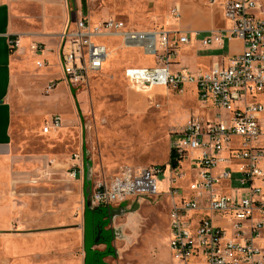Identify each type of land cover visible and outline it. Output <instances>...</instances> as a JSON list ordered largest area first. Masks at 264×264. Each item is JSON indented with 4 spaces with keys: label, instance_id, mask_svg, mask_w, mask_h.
<instances>
[{
    "label": "built area",
    "instance_id": "2783aa9c",
    "mask_svg": "<svg viewBox=\"0 0 264 264\" xmlns=\"http://www.w3.org/2000/svg\"><path fill=\"white\" fill-rule=\"evenodd\" d=\"M224 13L230 26L209 31L202 44L222 49L240 40L243 51L224 56L222 62L196 74L172 70L178 49L191 42L189 33L164 27L138 30L114 18L92 23L80 13L58 35L63 77L71 87H88L102 75L113 53L107 42L118 40L122 49L142 50L154 59L152 65L125 70L131 90L148 93L156 88L194 86L201 106L213 113L212 117L191 115L178 133L179 139L172 140L170 152L178 167L170 161L167 165L166 194L160 192L156 179L165 171L158 165L123 167L117 175L100 177L92 185L94 207L110 209L140 196L169 197L173 263L168 264L193 260L200 264H264V250L257 244L264 232V145L257 146L264 136V0H227ZM170 16L179 20V6L170 10ZM18 43L14 41L13 46ZM30 49L42 53L45 46L34 43ZM37 66L42 68L46 62L39 61ZM63 123L60 115H54L42 131H59ZM185 160L188 165L182 170ZM73 161L70 178L83 180L82 156L75 155Z\"/></svg>",
    "mask_w": 264,
    "mask_h": 264
},
{
    "label": "rangeland",
    "instance_id": "374dc122",
    "mask_svg": "<svg viewBox=\"0 0 264 264\" xmlns=\"http://www.w3.org/2000/svg\"><path fill=\"white\" fill-rule=\"evenodd\" d=\"M86 3L85 13L81 0H68L70 18L16 20L25 33L36 38L33 41L48 39L57 43V35L68 24L72 25L80 13L88 16L92 23L114 18L124 21L131 28L146 30L163 27L165 13L170 10L164 0H86ZM107 45L114 55L103 74L91 80L88 87L70 89L54 60L55 63L50 66L32 69L29 79L34 84L30 88L29 99L32 102L28 123L39 130L55 114H60L64 124L62 130L52 135L41 136L37 133L26 136L19 133V128L17 136L18 147L26 153L44 154L55 160L54 175L68 183L54 188L51 186L47 190H59L67 195L71 191L72 195L75 194L72 201H75L74 214L80 227L85 224L86 197L82 180H73L69 176L75 155L82 156L85 170L86 160L90 159L93 177L97 179L115 175L113 173L123 167L140 169L152 165L165 166V171L158 174L156 179L160 192L166 194L169 189L167 164L170 161L171 141L179 139L178 133L188 118L201 108L194 86L148 93L131 90L125 79V70L130 66L152 65L154 59L145 56L142 50L122 49L118 40H111ZM193 56L195 50L189 47L180 49L173 58L172 70L189 68L195 71L190 60ZM48 85L52 87L51 93L40 95ZM204 115L212 117L213 113L205 111ZM17 122V127H22L20 118ZM262 124L264 130V118ZM261 145H264V136L257 143V146ZM187 165L188 160H185L182 170ZM177 171L181 172V169ZM64 201L65 196L62 197ZM170 203L168 196H140L122 204L126 212L114 221L103 219V216L95 218L96 225L101 224L108 237L94 249L99 264L173 263L169 248ZM94 214V211H88L87 222L94 218ZM86 231L89 248L94 243L95 230L88 226ZM257 244L264 250V232L257 239ZM78 250L83 255L82 244H79ZM190 264L200 263L193 260Z\"/></svg>",
    "mask_w": 264,
    "mask_h": 264
},
{
    "label": "crops",
    "instance_id": "0c3cea01",
    "mask_svg": "<svg viewBox=\"0 0 264 264\" xmlns=\"http://www.w3.org/2000/svg\"><path fill=\"white\" fill-rule=\"evenodd\" d=\"M226 1L217 0L211 4V0H164L170 10L179 6L181 17L174 20L169 10L165 13L163 27L191 35V42L181 46L178 54L182 48L195 50V56L190 59L195 71L183 69L193 74L207 71L215 63L222 62L224 56L243 51L240 40H234L222 49L217 45L205 47L202 44L209 31L230 26L224 13ZM67 2L68 0H0V264L86 263V230L85 224L82 227L78 225L74 214L76 205L72 199L74 200L75 194L72 195L71 191L67 195L59 190H47L51 186L54 188L68 182L54 175L55 160L44 154L26 153L18 147L17 140L19 128L22 135L38 133L48 136L59 132L63 127L59 131L44 134L42 130L47 122L39 130L28 123V111L32 102L29 99L30 88L34 84L29 79L31 71L39 68V61L46 62V66L42 68L55 63L53 60L61 68L60 41L55 43L47 39L35 42L33 40L36 38L25 33L16 19L70 18ZM200 36L201 40L198 39ZM16 40L19 43L14 47L13 42ZM34 43L44 44L45 50L42 53L31 51L30 46ZM65 83L72 88L66 81ZM48 87L43 88L40 95H49L52 89L48 90ZM205 111L209 112L201 106L195 114L204 115ZM18 118L21 119L22 127H17ZM51 161L54 162L53 165ZM120 170L113 174L117 175ZM115 175L101 177L111 178ZM85 178L86 170L83 185ZM86 208L85 204V210ZM79 244L83 245V255L79 254Z\"/></svg>",
    "mask_w": 264,
    "mask_h": 264
},
{
    "label": "flooded vegetation",
    "instance_id": "af4514ba",
    "mask_svg": "<svg viewBox=\"0 0 264 264\" xmlns=\"http://www.w3.org/2000/svg\"><path fill=\"white\" fill-rule=\"evenodd\" d=\"M126 209L122 207V205L111 207L110 209L104 206L99 207L98 210L94 211V218L90 219L87 223V227H93L95 230V239H93L94 243L90 244V247L87 248L86 251V263L85 264H99V257L97 254H94V249L102 245V242L106 240L108 237L105 234V229L103 230L100 225L94 224L93 221L95 218L103 216V219H110L114 221L119 215L125 214ZM87 216V215H86ZM86 227V228H87ZM87 234V231H86ZM87 237V235H86Z\"/></svg>",
    "mask_w": 264,
    "mask_h": 264
},
{
    "label": "water",
    "instance_id": "95a60500",
    "mask_svg": "<svg viewBox=\"0 0 264 264\" xmlns=\"http://www.w3.org/2000/svg\"><path fill=\"white\" fill-rule=\"evenodd\" d=\"M83 10L87 12V3L86 0H81ZM93 168L88 158L86 160V178H85V197H86V207L89 211H96L99 207H94L92 205V184H93Z\"/></svg>",
    "mask_w": 264,
    "mask_h": 264
},
{
    "label": "trees",
    "instance_id": "16d2710c",
    "mask_svg": "<svg viewBox=\"0 0 264 264\" xmlns=\"http://www.w3.org/2000/svg\"><path fill=\"white\" fill-rule=\"evenodd\" d=\"M170 164L173 166V167H178V163L176 162V158H175V154L173 153V152H171V154H170ZM161 169L162 170H165L166 168H165V166H161ZM88 209L86 208V210H85V230H86V227H87V214H88ZM93 223L95 224V220L93 221ZM89 247H90V245H89Z\"/></svg>",
    "mask_w": 264,
    "mask_h": 264
},
{
    "label": "bare ground",
    "instance_id": "6f19581e",
    "mask_svg": "<svg viewBox=\"0 0 264 264\" xmlns=\"http://www.w3.org/2000/svg\"><path fill=\"white\" fill-rule=\"evenodd\" d=\"M113 55H114V54H113ZM113 55H112V56H113ZM116 56H117V55H116ZM111 58H112V57H111ZM160 89H161V90H165L166 88H156V89H154V90H160Z\"/></svg>",
    "mask_w": 264,
    "mask_h": 264
}]
</instances>
